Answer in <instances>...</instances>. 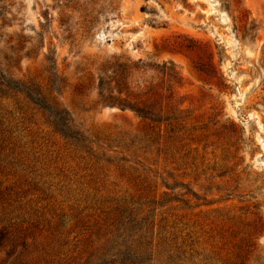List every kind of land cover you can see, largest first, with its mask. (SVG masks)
Here are the masks:
<instances>
[{"label":"rangeland","instance_id":"1","mask_svg":"<svg viewBox=\"0 0 264 264\" xmlns=\"http://www.w3.org/2000/svg\"><path fill=\"white\" fill-rule=\"evenodd\" d=\"M48 54L74 124L99 152L129 162L96 163L28 110L14 116L12 160L22 166L0 170L9 189L0 204L49 217L165 192L162 211L196 223L204 247L224 255L241 241L245 250L244 236L259 255L248 264L264 263V0H0V62L46 91ZM112 57L155 66L157 76L162 64L177 72L188 116L180 138L148 145L156 130L147 121L96 105V70ZM35 239L25 262L46 264L52 244Z\"/></svg>","mask_w":264,"mask_h":264},{"label":"trees","instance_id":"2","mask_svg":"<svg viewBox=\"0 0 264 264\" xmlns=\"http://www.w3.org/2000/svg\"><path fill=\"white\" fill-rule=\"evenodd\" d=\"M44 58L49 74L46 91L15 78L0 62V170L20 165L12 160L15 122L19 120L14 116L28 110L36 111L54 133L96 163L129 162L99 152L93 141L74 124L58 100L65 86L57 73L55 58L49 54ZM154 67L140 60L112 57L103 60L96 70V105L130 111L147 121L156 130L148 137V145L158 139L177 140L188 119L175 91L180 87L177 72L162 64L157 66L161 75L157 76L152 73L156 71ZM163 185L168 188L167 184ZM7 190L0 187V202ZM167 196L163 192L160 199H112L97 208L68 206L49 217L38 210L29 213L23 206L15 210L9 202H3L0 204V254L4 256L0 264H9L11 259L17 264H27L25 254L34 247L36 235H45L52 244L46 264H248L250 256H259L256 243L244 236L241 240H247L245 250L241 241L230 254L221 255L213 247L207 249L203 245L209 239H201L195 230L196 223L188 224L181 216L162 211L171 202ZM192 196L199 200L195 194ZM182 197L176 195L173 201L186 206L189 200ZM255 261L264 264L263 259Z\"/></svg>","mask_w":264,"mask_h":264}]
</instances>
